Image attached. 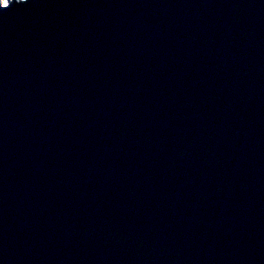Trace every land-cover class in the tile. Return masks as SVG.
I'll use <instances>...</instances> for the list:
<instances>
[{
	"label": "water",
	"instance_id": "1",
	"mask_svg": "<svg viewBox=\"0 0 264 264\" xmlns=\"http://www.w3.org/2000/svg\"><path fill=\"white\" fill-rule=\"evenodd\" d=\"M0 264H264V0L0 9Z\"/></svg>",
	"mask_w": 264,
	"mask_h": 264
},
{
	"label": "snow or ice",
	"instance_id": "2",
	"mask_svg": "<svg viewBox=\"0 0 264 264\" xmlns=\"http://www.w3.org/2000/svg\"><path fill=\"white\" fill-rule=\"evenodd\" d=\"M10 3H14L16 4L17 3V0H6V3L4 4V6L0 9H6L8 8V6L10 5Z\"/></svg>",
	"mask_w": 264,
	"mask_h": 264
},
{
	"label": "clouds",
	"instance_id": "3",
	"mask_svg": "<svg viewBox=\"0 0 264 264\" xmlns=\"http://www.w3.org/2000/svg\"><path fill=\"white\" fill-rule=\"evenodd\" d=\"M27 3V0H17L16 4H24Z\"/></svg>",
	"mask_w": 264,
	"mask_h": 264
},
{
	"label": "rangeland",
	"instance_id": "4",
	"mask_svg": "<svg viewBox=\"0 0 264 264\" xmlns=\"http://www.w3.org/2000/svg\"><path fill=\"white\" fill-rule=\"evenodd\" d=\"M2 1H4V0H2Z\"/></svg>",
	"mask_w": 264,
	"mask_h": 264
}]
</instances>
